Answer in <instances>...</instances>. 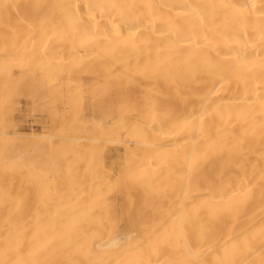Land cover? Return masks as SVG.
<instances>
[{
    "label": "bare ground",
    "instance_id": "obj_1",
    "mask_svg": "<svg viewBox=\"0 0 264 264\" xmlns=\"http://www.w3.org/2000/svg\"><path fill=\"white\" fill-rule=\"evenodd\" d=\"M0 264H264V0H0Z\"/></svg>",
    "mask_w": 264,
    "mask_h": 264
}]
</instances>
